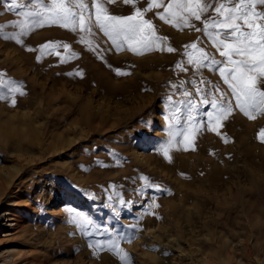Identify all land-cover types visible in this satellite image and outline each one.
I'll return each instance as SVG.
<instances>
[{
  "label": "rangeland",
  "instance_id": "rangeland-1",
  "mask_svg": "<svg viewBox=\"0 0 264 264\" xmlns=\"http://www.w3.org/2000/svg\"><path fill=\"white\" fill-rule=\"evenodd\" d=\"M108 7L116 15L132 11L119 0ZM19 11L0 8L5 33L18 31L11 25L22 20ZM148 18L176 53H117L98 30L103 59L59 27L32 32L23 46L0 39V72L27 92L15 107L0 101V264H120L89 244L107 241L104 229L115 233L137 218L143 230L120 245L134 264H264V143L257 139L264 117L249 120L235 110L221 129L229 143L202 131L194 151L181 146L172 163L164 160L157 148L167 139V97L182 99L169 85L199 79L191 67L175 69L185 59L183 46L200 37L221 58L201 33L178 31L153 13ZM49 41L69 44L79 59L37 63L38 51L26 49ZM117 67L131 75L116 76ZM76 71L83 78L67 75ZM202 76L226 90L217 73L204 69ZM141 175L171 194H141ZM116 194L133 202L130 210L120 208ZM156 197L159 219L143 215ZM81 220L100 232L86 236Z\"/></svg>",
  "mask_w": 264,
  "mask_h": 264
},
{
  "label": "snow or ice",
  "instance_id": "snow-or-ice-1",
  "mask_svg": "<svg viewBox=\"0 0 264 264\" xmlns=\"http://www.w3.org/2000/svg\"><path fill=\"white\" fill-rule=\"evenodd\" d=\"M132 11L128 15L113 14L109 5L118 0H0V8L6 12L19 11L21 21L11 25L18 31L5 33L7 25L0 26V39L24 45V37L45 27H59L78 35L77 43L88 51L103 59L101 44L95 39L96 30L110 42V47L117 53L130 52L135 56H144L153 52L176 53L177 49L169 42V37L159 34L154 18L172 28L183 31L194 30L201 33L221 59L201 46L200 37L196 41L185 44L182 59L175 69L187 73L191 67L193 75L199 79L182 81L179 85L170 84L174 94L182 99L173 100L167 97L169 116L167 139L159 145L157 151L164 160L172 163V152L195 150L196 138L202 131L215 133L224 143H229L227 134H222L224 122L239 110L249 120L264 117V0H119ZM144 3V7L139 5ZM199 22L202 27L197 26ZM28 52H37V63L44 58L55 56L60 64H67L79 59V54L72 47L60 41L43 43L38 49L28 47ZM62 50V51H61ZM111 67V65H109ZM217 73L226 90L219 84L203 79L202 70ZM118 77L131 75L130 71L114 68ZM83 78L82 71L67 73ZM185 84H190L195 93ZM204 86V87H202ZM27 95L25 84L0 72V101H7L15 107L17 97ZM257 139L264 143V127ZM119 164V160H117ZM183 175V173H181ZM142 187L138 190L144 194L146 190L168 192L160 184L153 182L148 176L141 175ZM113 189L115 186H112ZM120 208H131L132 201L125 200L116 194ZM113 197H109L112 200ZM143 215H155L154 209L160 207L157 200L149 198ZM118 216L117 208H112ZM140 218L135 223L122 226L121 230L111 233L104 229L109 239L97 242L89 247L104 250L105 248L119 258L120 264H134L129 253L121 248V242L132 243L135 233L142 231ZM76 223V221H73ZM81 230L86 236L100 232V228L90 222L81 220ZM131 231L133 235H128ZM155 250V249H153ZM167 255V253H164Z\"/></svg>",
  "mask_w": 264,
  "mask_h": 264
},
{
  "label": "bare ground",
  "instance_id": "bare-ground-1",
  "mask_svg": "<svg viewBox=\"0 0 264 264\" xmlns=\"http://www.w3.org/2000/svg\"><path fill=\"white\" fill-rule=\"evenodd\" d=\"M8 137V136H7ZM20 151H22V150H20ZM4 184V182H3V179H2V177L0 176V185H3ZM257 202H259V201H256V204H257ZM255 208V207H254ZM3 213V212H2ZM3 215H10V212H8V210L7 211H5V213L3 214ZM0 217H2V216H0ZM16 224V223H15ZM17 226V225H16ZM262 227H264V226H262ZM264 229V228H263ZM262 229V230H263ZM256 231V230H255ZM264 231V230H263ZM257 233H258V231H256ZM256 232H255V234H256ZM6 233V232H5ZM4 233V234H5ZM3 235V234H2ZM6 236H10L9 234H7ZM258 237H260L261 238V236H258ZM3 239H0V241H2ZM251 255V254H250ZM35 264V263H34Z\"/></svg>",
  "mask_w": 264,
  "mask_h": 264
}]
</instances>
